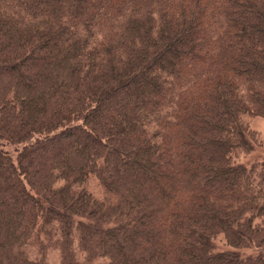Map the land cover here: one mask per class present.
<instances>
[{
  "label": "trees",
  "instance_id": "trees-1",
  "mask_svg": "<svg viewBox=\"0 0 264 264\" xmlns=\"http://www.w3.org/2000/svg\"><path fill=\"white\" fill-rule=\"evenodd\" d=\"M251 117L264 0H0V264H264Z\"/></svg>",
  "mask_w": 264,
  "mask_h": 264
},
{
  "label": "rangeland",
  "instance_id": "rangeland-1",
  "mask_svg": "<svg viewBox=\"0 0 264 264\" xmlns=\"http://www.w3.org/2000/svg\"><path fill=\"white\" fill-rule=\"evenodd\" d=\"M248 124H249L250 128H252L255 131L260 143L262 144L261 148L258 147L256 150H254L251 154L248 155L249 159H251L257 155L264 154V118L251 117L248 119ZM240 159H245V158L241 157ZM89 188H91V190L94 192V194L99 195L98 188H96L95 186H92V185ZM220 244H221L220 246H222V243H220ZM223 248H225L224 245H223L222 249ZM49 252L50 253L47 255L46 261L49 264H56L58 255L53 250H50Z\"/></svg>",
  "mask_w": 264,
  "mask_h": 264
}]
</instances>
